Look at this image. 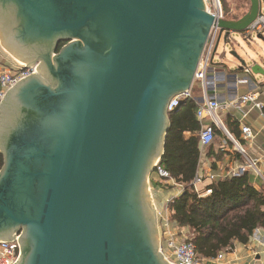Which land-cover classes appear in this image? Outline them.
Listing matches in <instances>:
<instances>
[{"label": "water", "instance_id": "obj_1", "mask_svg": "<svg viewBox=\"0 0 264 264\" xmlns=\"http://www.w3.org/2000/svg\"><path fill=\"white\" fill-rule=\"evenodd\" d=\"M261 14L250 0L220 19L226 41ZM214 21L205 0H0L2 46L40 63L0 104V241L21 232L15 264H171L149 180ZM231 54L264 75V52Z\"/></svg>", "mask_w": 264, "mask_h": 264}, {"label": "trees", "instance_id": "obj_2", "mask_svg": "<svg viewBox=\"0 0 264 264\" xmlns=\"http://www.w3.org/2000/svg\"><path fill=\"white\" fill-rule=\"evenodd\" d=\"M225 17L230 18L226 13ZM238 18L240 15L234 17ZM197 105L195 98H189L169 112L170 127L159 162L169 178H160L164 181L173 178L184 187L167 207L171 220L189 229L197 258H216L219 252L233 251L236 243L246 244L257 229L264 228V184L256 187L249 170L240 176L218 174L217 163L228 154L218 139L224 137L231 146L234 143L222 130L215 128V140L205 148L201 147L202 122L196 117ZM227 128L235 137L239 135L237 122ZM203 155L212 161L216 175L208 187L212 192L206 195L197 192L194 185ZM2 165L0 153V167ZM162 187L170 186L164 184Z\"/></svg>", "mask_w": 264, "mask_h": 264}, {"label": "built area", "instance_id": "obj_3", "mask_svg": "<svg viewBox=\"0 0 264 264\" xmlns=\"http://www.w3.org/2000/svg\"><path fill=\"white\" fill-rule=\"evenodd\" d=\"M213 9L207 8V10L215 17L214 24L210 30L206 48L199 62L198 68L195 73L194 82L190 90L175 95L170 99L168 104V112H172L179 108L181 104L189 98H194V85L196 83L202 89L203 99L197 101L196 117L202 122V129L199 132L200 144L202 148L210 145L216 136L215 128L222 130L225 135L234 142L235 148H237L243 155L246 156L245 149H243L230 131L225 127L221 118V111L228 113L238 111L239 113L246 114V108L251 105L259 110H264V103L259 101L256 92H248L239 97H236L227 102H220V100L209 94L208 88L211 84L209 79V71L211 67L212 54L216 45L218 34L221 30L218 21L225 18L224 9L221 0H212ZM264 30V14L259 15L256 20L248 27L246 33L261 32ZM40 67L39 63L32 65H26L20 63L13 69H6L0 74V102L3 101L7 92L17 85L18 82L24 78L38 72ZM246 72H250V69H246ZM209 118L210 124H204V119ZM242 132L246 138L251 137L252 131L248 126L242 127ZM226 144V141H224ZM260 160L246 156L244 164L238 165L229 176H240L246 171H251L261 178L264 182V172L259 164ZM157 173L160 177L169 178V174L158 164L156 167ZM208 178L211 182L216 179L215 174H209L205 177L203 174H197L194 179V185L196 189L199 184ZM184 187L181 185V191ZM198 192V189H197ZM212 191L207 189L203 194H210ZM160 213L162 226L164 229L165 243L160 247L161 252L165 258L171 264H199L197 258L195 245L192 242V235L190 231L182 229L176 222L170 218L168 207L165 213ZM224 252H219L218 258H223ZM21 255L19 239L16 238L13 241H0V264H15L18 262Z\"/></svg>", "mask_w": 264, "mask_h": 264}, {"label": "crops", "instance_id": "obj_4", "mask_svg": "<svg viewBox=\"0 0 264 264\" xmlns=\"http://www.w3.org/2000/svg\"><path fill=\"white\" fill-rule=\"evenodd\" d=\"M249 8L250 2L245 4L243 8L245 11L240 14V17L244 15ZM236 16L238 15H234L230 18L233 19ZM20 63L24 64L23 61L19 60L9 50L2 46L0 38V74L7 68L13 69ZM246 69H250V65L245 69L238 68V70H233L223 61L219 63L211 61L209 71V79L211 81L208 88L209 94L217 97L220 102L223 103L253 91L257 93L259 101L264 103V75L254 74L251 69L250 72H246ZM193 89L195 100L198 102L202 101L203 92L199 84L196 83ZM221 118L226 128L229 124L232 125L234 122H237L239 135L235 137L231 132L230 133L238 141L239 145L245 149L246 156L260 160L259 164L264 172V110L261 111L249 105L246 108L245 115L238 111L228 113L224 110L221 111ZM204 124H210L209 118L204 119ZM243 126H248L251 129V137L246 138L243 134ZM218 140L219 144L224 146V150L228 152L223 161H218L217 163L218 174L227 176L235 170L238 165L245 163L246 156L235 148V144L234 146L229 145L224 137ZM224 141H226V144H224ZM212 169V161L203 155L199 174H203L205 177L209 174H215ZM251 173L253 184L256 187H261L264 184L263 180L253 172ZM156 174L157 173H155V175ZM157 175L153 179L157 203L162 206L161 209L163 207L166 209L169 201L182 193L181 185L177 184L173 178L164 181ZM210 183L211 181L206 178L204 182L199 184L197 188L198 192L203 194L208 189ZM164 184H168L170 187L165 189L162 187ZM182 229L189 231L188 228ZM20 236L21 232L16 233V238L19 239ZM199 264H264V228L257 229L246 244L236 243L233 251L223 253L222 259L218 257L199 259Z\"/></svg>", "mask_w": 264, "mask_h": 264}, {"label": "rangeland", "instance_id": "obj_5", "mask_svg": "<svg viewBox=\"0 0 264 264\" xmlns=\"http://www.w3.org/2000/svg\"><path fill=\"white\" fill-rule=\"evenodd\" d=\"M208 1L205 0L207 8L213 9V1L212 0H208ZM249 2L250 0H221L224 13H226L227 16L229 17H233L234 15H240L241 13H243V11H245V9H243L245 7V4ZM225 34H226L225 31L220 30L212 54V62L219 63L223 61L227 65H229L233 70H238L240 63L232 56L231 51L233 50L237 51L243 59L247 60V62L249 60L247 57L249 54L251 58H255L258 53L262 54L264 52V39L259 36L258 32H253L248 37L244 36L243 34L241 35L236 34L233 35L228 42L225 39ZM249 65L250 64L248 62V66ZM156 175L154 170V172L150 176L148 191L155 207L159 243L161 247L165 243V235H164V229L162 226L159 212L165 213L166 209L165 207H163L164 209L163 208L161 209L162 206L160 204L158 205L157 203L155 184L153 180L156 177Z\"/></svg>", "mask_w": 264, "mask_h": 264}, {"label": "flooded vegetation", "instance_id": "obj_6", "mask_svg": "<svg viewBox=\"0 0 264 264\" xmlns=\"http://www.w3.org/2000/svg\"><path fill=\"white\" fill-rule=\"evenodd\" d=\"M62 43H63V42L59 43V46L62 45ZM65 44H66V43H63V45H65ZM59 46H58V50L62 47V46H61V47L59 48Z\"/></svg>", "mask_w": 264, "mask_h": 264}]
</instances>
